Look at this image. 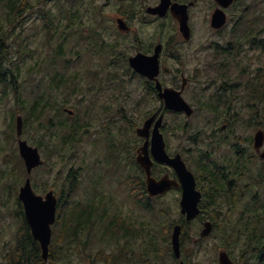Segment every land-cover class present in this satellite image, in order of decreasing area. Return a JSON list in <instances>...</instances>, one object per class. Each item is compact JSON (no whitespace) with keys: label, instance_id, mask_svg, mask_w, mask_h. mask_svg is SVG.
<instances>
[{"label":"flooded vegetation","instance_id":"1","mask_svg":"<svg viewBox=\"0 0 264 264\" xmlns=\"http://www.w3.org/2000/svg\"><path fill=\"white\" fill-rule=\"evenodd\" d=\"M103 1L92 22L94 27H103L102 32L106 25H110L113 44L103 42L100 47H111L114 53L109 62L105 61L101 72L105 75L106 71L105 78L100 79L97 71L87 75L83 95L86 107L81 123L76 116L73 117V110L63 107L72 121V124L63 126L73 127V130L66 145L61 143L59 131H55L59 138L58 147L70 152L69 155L65 153V160L70 163L76 158L75 147L84 137L86 161L82 169L89 173L93 191H98L99 182H107L109 190L124 194L131 206L149 210L154 200L177 193L180 210L185 173L180 176L172 165L158 162L153 157V130L161 119L158 130L165 154L169 159L178 158L192 175L195 190L200 193L199 213L191 221H187L184 215H180L177 221L181 226L178 259L168 248L155 250V259L147 257L152 250L142 253L127 248L134 243L135 233L132 228L130 231L124 228L121 233L118 232L121 230L107 231L111 220L101 234L103 242L111 247L84 255L81 261L86 264H169L170 259L172 264H192L190 258L198 251L195 248L204 240L220 234L227 245L216 250L212 262L203 258L201 262L196 260L195 264H219L221 252L227 254L232 264H262L264 234L259 225L260 221L264 222V215L252 219H245L244 215L250 213L248 206L260 195L264 200V123L259 122L264 119V8L252 7L251 0ZM110 7L113 9L106 13L104 10ZM75 13L71 11L69 16L73 17ZM93 18L94 12H91L89 20ZM144 28L151 30L144 32ZM134 59L135 68L131 65ZM153 60H156L157 71L151 80L139 70L150 74ZM157 83L162 92L169 89L178 93L192 113L187 115L185 111L171 109L166 100L159 97ZM128 84L133 90L126 94L123 91ZM129 97H135L131 105L123 101L124 98L128 102ZM153 103H158L154 109ZM196 116L204 119L198 126L193 122ZM57 117L55 109L53 127L59 125L54 122ZM16 118L14 130L12 128L9 132L11 144L8 148L11 152L4 155L2 161L11 164L7 175L16 176L18 181L10 185V190L18 192L26 176L24 162L18 158V141L23 139V134L17 136ZM149 119L152 120L146 135H139L138 130ZM253 125L256 128L251 136L249 130ZM258 132L263 134V141L257 148L255 135ZM138 157L150 161V177L156 181L166 177L174 183L164 194L156 197L148 194L147 171L137 161ZM69 165L60 195L51 189L42 190V195L34 189L41 196L52 191L58 199V212L64 197H70L77 185L74 165ZM0 174L5 176L3 172ZM103 191L106 192V187ZM105 196L100 198V203L106 201L109 204L111 198ZM105 207L93 205L102 222L109 219ZM234 210L242 211L233 220ZM113 220L117 221L115 226L118 229L121 222H125V218L121 220L118 216ZM247 221L253 224L247 225ZM232 222L235 225L228 227ZM195 223H198V229L190 233L189 229ZM205 223H209L211 231L201 238ZM72 237V240L78 239L79 234ZM69 238L70 235L63 233L52 237L59 245ZM248 239L250 241L245 246L244 241ZM238 241L245 248H241V253L235 257L230 247ZM60 251L62 257L66 249ZM81 253L82 249L70 250L67 253L71 257L70 264H79L77 257L80 258ZM61 257L52 264H57ZM253 257H257L255 262L251 261ZM0 264H5V254Z\"/></svg>","mask_w":264,"mask_h":264},{"label":"rangeland","instance_id":"2","mask_svg":"<svg viewBox=\"0 0 264 264\" xmlns=\"http://www.w3.org/2000/svg\"><path fill=\"white\" fill-rule=\"evenodd\" d=\"M31 1L38 9L24 14L21 25L16 27L14 33L9 38V42L11 40V42H13V47L16 48V43L21 44L20 49H18L20 53H18V50H15V48L12 50V60L11 64H9L15 70L18 67L17 73L20 83L15 81V87L20 85L18 89L19 100H17L16 94L12 93L9 89L4 91L2 86H0V172L5 174V176L0 174V263L4 260L6 251L14 246L16 233L20 227L19 222L15 218L14 210V196L16 199L18 192L17 190L14 191V189L10 190V185L16 184L18 178L16 176L7 175L10 172L11 164L3 163L2 161L3 156L11 152L8 148L11 144L9 132L12 128L14 130L17 114L21 115L23 121H25V109L36 96L43 95L45 99H47L48 95L44 93L46 85L49 84L48 81L50 76H55L57 79L56 83H58L59 79L61 81L58 85L53 83L58 90L53 89L51 91L49 102L54 103V101H56V103H64V107L73 110L75 114L73 117L76 116L81 123L82 115L86 107L84 101L86 98L83 97V95L87 83V75L90 72L97 71L100 79L105 78L106 71L105 75L101 74V72H103L105 68V61L109 62V58L114 53V49L111 47H100V44L103 42L113 44L114 35L110 25H106V30L102 32L103 27H94L92 22L95 20V12H97L98 9L101 10V6H103L104 2L103 0H77V3H75L74 0ZM250 4L254 8H264V1L262 2L261 0H251ZM66 8L69 9L65 10ZM111 9H113V7L106 8L104 11L110 13ZM71 11L76 12L72 18L69 16ZM91 12H94V18L89 20ZM47 13H50L53 24L56 26L55 31H48L45 28V19L48 18L46 16ZM78 24H82V26H78ZM150 30V28H144L143 31ZM95 34H97V37H95ZM99 69L100 71H98ZM41 77H43L44 80L38 87L37 84ZM95 88H98V86H95ZM132 90L131 84H128L123 92L129 94ZM134 99L135 97H129V101L126 102L123 98V101L127 103V105H131ZM152 106H154V109L158 106V103H153ZM54 113L55 110L53 108L51 111H45L44 116L53 118ZM67 116L69 117L64 111H62L60 115L58 112V117L54 118V122L57 123L59 120H62L67 124H72L71 119ZM203 121L204 119L201 117L199 118V116L193 119L196 126ZM252 122L261 126L256 121H251V123ZM259 122L264 123V119ZM255 128L256 126L254 125L250 127L249 132L251 136ZM53 130H56V127H53ZM22 134V138L27 141L29 145L37 146L44 160V165L36 169L30 176L32 186L37 193L43 195L42 190L45 189L44 191H47L51 189L57 196L60 195L62 183H64V178L67 176L70 167L69 164L74 165L73 172H76L74 180L77 181V185L71 192L70 197H64L63 203L65 205L62 207V211L61 209L59 210V214L56 210V216L69 213L72 210L73 204L76 202L89 201L92 205H103V209L106 205V214L109 219L102 222L99 220V216L96 218L93 217L92 227L83 229V231L79 233L78 239H66V241H64L66 252H64L61 260L57 264H70L69 259L71 257L67 253L74 248L82 249L80 258L77 257L79 264H86L81 261L84 255H91L98 249L110 248L111 246L108 247V245L103 242L104 240H102L101 234L104 232L105 225L113 220L115 216H119L118 218L121 220L125 218V230L130 231V228H132V232L135 233L134 243H131V245L129 244L127 248H134V250L142 253L147 252V250H152L147 257L155 259V255H157L155 250H159L162 246V243H160L162 241V228L169 223L177 222L180 218L177 205L179 195L177 193H172L164 198L154 200L153 207L150 210L139 206H137L138 208H134L125 200L124 194L109 190V184L107 182L105 184H100L99 182L97 186L98 191H93L92 184L89 183L88 179L89 173H86L82 169L86 161L84 157L86 140L84 137L80 142L81 144L74 149L76 158L68 163L69 161L65 160V158L70 152H67L66 148L63 152L57 153L53 152L51 149H54V146L59 140L56 132L50 137L45 136V139L42 140L41 132H34L33 130L27 131L25 126H23ZM65 153L67 154L66 156ZM78 167L80 169H78ZM5 185H9V189L5 187ZM36 185L37 188H35ZM104 187H106V192L103 191ZM64 191L66 192L65 189ZM104 195H106V198H111L109 204L106 203V201L100 203V198L102 197L103 199ZM87 198L89 199L86 200ZM161 208H167L168 215H160L159 210ZM248 208L250 209V213L244 215L245 219H252L256 218L257 215H264V200L262 196L260 195L258 200L253 204L251 203ZM241 211L242 210H234L236 215L234 216L232 214V219L234 220ZM97 214H99V212H97ZM260 222L259 229L264 234V222ZM250 224L253 223L249 222L247 225ZM231 225L234 226V222L230 223L228 227ZM196 229H198V223H195V225L193 224L189 232L194 233L193 231ZM55 230L56 234L60 233L57 231V227ZM118 232L121 233L122 231ZM240 241L232 244L230 247L235 257H238L241 253ZM224 245L226 246L227 242L223 241L220 234L204 240L195 248L198 249V251L190 258L192 264H195L196 260L201 262L203 258H205L208 263L212 262L216 250ZM256 260L257 257L251 258L252 262ZM153 264L161 263L154 262ZM169 264H172V260L170 259ZM262 264H264V256L262 257Z\"/></svg>","mask_w":264,"mask_h":264},{"label":"trees","instance_id":"3","mask_svg":"<svg viewBox=\"0 0 264 264\" xmlns=\"http://www.w3.org/2000/svg\"><path fill=\"white\" fill-rule=\"evenodd\" d=\"M74 1L75 3H77V0ZM36 7L37 6L31 0H0V86H2L4 91L9 89L12 93L16 94L17 100H19L18 89L20 85L15 87V81H17L18 83L20 82L17 73L18 67L15 70L12 68V66L9 65L11 64L12 60V50H14L15 48L12 45V40L9 42V38L14 33L16 27L21 25L23 15L38 9ZM67 9L69 8H66L65 10ZM46 16L48 18L45 19V28L48 31H55L56 26H54L53 24L50 13H47ZM20 47L21 44L16 43L15 50L20 49ZM17 52L20 53L19 50ZM43 80V77L39 79V83L37 84L38 87L40 86V83L43 82ZM60 81L61 80L59 79L58 83ZM48 82L49 84L46 85V89L44 91V93L48 95L47 99H45V96L43 95L36 96L34 98V100L25 109L26 116L24 126L27 131L33 130L34 132H41L42 140L45 139V136L50 137L58 129V134H61L60 141L63 145H66V140L71 137L69 133L71 132V130H73V127H64L63 125L66 123L62 120H59V125L56 126V130H53V118L49 116H44L45 111H51L53 110V108L54 110L57 108L60 115L63 107L65 106L64 103L60 104L56 103V101H54V103L49 102V97H51V91L53 89L58 90V88H55L54 86V84L57 82L55 76H50ZM58 83H56L55 85H58ZM58 146L59 145L57 144L56 146H54V149L51 148L52 151L55 153L63 152L64 148L62 149ZM19 160L21 161L20 158ZM25 176H27V174H25ZM64 205V203L61 205V211ZM14 210L15 217L19 222L20 227L18 232L16 233L14 246L10 247L5 253V264H46L41 258L40 246L38 242H36L31 236L29 226L26 223L22 212L21 203L17 198L15 199ZM97 212L98 210H94L91 202H76L73 204L72 210L69 213L64 215L61 214L58 216L53 227L52 233L56 234L55 228L57 227L58 232L68 234L71 238H73L72 235L76 237L80 232L83 231V229L92 227L93 217L96 218L97 216H99L100 219V214H97ZM159 213L160 215L165 216L167 214V210L161 208L159 210ZM116 222L117 221L112 220L108 225L109 227L107 228V231H123L125 222H121V227L119 229L118 227H116ZM172 225V223H169L167 226L162 228V241L160 242L162 243V246L160 247L161 249H171L169 244V235ZM251 240L253 241V238ZM260 240L261 239L258 240V243L260 242ZM249 241L250 239L244 241L245 246ZM60 249H65V242H63L62 245H59L56 244L55 240L52 239L49 246V264H52L54 260H56L58 257H61L62 252L60 251Z\"/></svg>","mask_w":264,"mask_h":264},{"label":"water","instance_id":"4","mask_svg":"<svg viewBox=\"0 0 264 264\" xmlns=\"http://www.w3.org/2000/svg\"><path fill=\"white\" fill-rule=\"evenodd\" d=\"M153 12L156 13L155 10ZM134 60H131V65L135 68ZM152 71L150 74H146L139 70L140 73L146 75L149 79L153 80L157 71L156 60L151 61ZM156 89L159 91V97L165 99L167 105L176 111H185L187 115L192 113L191 108L186 105L178 96V93L166 89L163 92L159 84H156ZM71 114V112L69 111ZM149 119L145 122L142 129L138 130L139 135H146L150 122ZM161 119L155 125L152 135V152L156 161L161 163H169L175 168L180 176L185 173L186 177L182 181L183 193L180 200V213L185 216L187 221L194 219L199 211L197 204L200 200V193L195 190V183L192 175L185 170L180 160L169 159L164 151V143L162 135L159 133ZM23 128V120L21 116L16 118V133L17 136H21ZM263 141V134L258 132L255 135V147L261 146ZM19 155L24 162L27 175H30L32 171L43 164L40 153L36 147L30 146L25 140L19 139L18 141ZM137 161L147 171V191L151 197L162 195L167 189H169L174 183L169 181L166 177L156 181L150 177V161H146L144 158L138 157ZM145 161L147 163H145ZM19 201L22 204L25 220L30 228L32 238L39 243L41 249V258L44 262H47L49 255V245L52 237V226L56 221V209L58 205V199L52 191L47 192L44 196L37 195L31 187L30 177L27 176L24 184L20 187L18 193ZM211 228L209 223L204 224V228L201 231V237H205L210 234ZM181 227L175 225L171 234V246L173 255L175 258L180 256V241L179 235ZM219 264H232L226 253L221 252L219 254Z\"/></svg>","mask_w":264,"mask_h":264}]
</instances>
